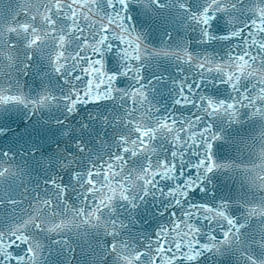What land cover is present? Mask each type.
Listing matches in <instances>:
<instances>
[{"label": "snow or ice", "instance_id": "snow-or-ice-1", "mask_svg": "<svg viewBox=\"0 0 264 264\" xmlns=\"http://www.w3.org/2000/svg\"><path fill=\"white\" fill-rule=\"evenodd\" d=\"M25 5L0 7V139L17 124L13 114L59 115L54 145L46 144L47 150L25 149L22 163L11 149L0 151V264H47L46 237L71 232L87 238L90 231L111 237L93 253V264L109 258L111 264H202L205 254L223 258L233 245L244 246L235 264H264V0H25ZM177 23L187 36L179 42L173 38ZM153 24L168 29L163 36L172 43L162 38L159 47H150ZM231 41L238 43H229L226 60L190 51L191 44ZM160 61L197 70L198 78H185L173 100L191 119L156 115L146 69ZM33 72L39 90L26 91L22 77ZM81 108L91 111L88 122L77 125L70 118ZM241 110L259 131L261 163L252 169L213 155L221 140L215 121L226 115L243 123ZM52 121L33 125L41 139H47ZM89 122L99 125L97 142L112 129L111 146L118 151L102 164L101 152L83 139L93 131ZM158 139L172 146L163 159L156 151ZM141 160L139 168L132 167ZM236 170L259 196L220 204L193 199L206 192L214 174ZM161 181L172 202L162 213L168 222L153 234L154 244L134 247L122 237L126 225L112 217L114 204L135 208L129 191L140 189L147 196ZM70 194L79 205L70 202ZM233 208L241 211L239 218ZM217 228L223 230L219 235ZM57 243L75 258L67 240Z\"/></svg>", "mask_w": 264, "mask_h": 264}, {"label": "water", "instance_id": "water-1", "mask_svg": "<svg viewBox=\"0 0 264 264\" xmlns=\"http://www.w3.org/2000/svg\"><path fill=\"white\" fill-rule=\"evenodd\" d=\"M16 9L19 7H26L25 0H0V7ZM23 19V16H21ZM144 21V18L141 17ZM146 26V25H145ZM176 32L173 33V38L176 41L187 39V36L180 30L179 23L173 26ZM155 34L149 38L150 47H159L161 45V39L163 38L165 43H172L167 37L163 36V32L168 29H159L153 24ZM138 30H145L143 27ZM170 30V29H169ZM229 43L233 46L238 41H231L224 44H216L214 46L207 45H190V51L194 53L210 54L217 60L221 58L227 59V53L230 51ZM206 50V51H205ZM238 51V49H237ZM235 55V52L231 53ZM153 73L164 77V82L158 83L155 81ZM146 76L149 80L153 81V87L149 90V101L155 108L159 109L156 113L157 116H167L169 114L175 115L180 120L191 119V113L188 109H182L173 103L176 98L178 86L185 82V78L188 82H191L193 78H198L197 70L190 69L187 65L178 63L176 61H160L154 62L146 69ZM22 80L26 82V91L32 89L34 91L39 90L40 79L35 72L27 77H22ZM124 86H127V82H123ZM210 93L216 92V89L209 88ZM224 90L221 89V92ZM234 102V101H230ZM91 110L89 108H81L79 113L72 116L70 119L75 121L77 125L80 122H88V115ZM194 111V110H191ZM182 113V114H181ZM59 113L53 111L48 113L47 111L37 113L36 116L29 118L26 115L16 113L13 114L14 118H17V124H13L10 129H7V135L0 139V151L12 150L13 153H18L16 159L18 162H23L21 157L26 156L25 149L36 150L38 147L45 148V145H54L55 135L57 129L55 127L54 118ZM31 119L32 123H25ZM52 119V123L49 125L51 131L48 132L47 139H41V137L34 130L33 125L37 120ZM240 119L243 123L234 124L231 122L228 116H223L215 121L214 131L221 137V140L216 142L213 148V155L219 162H229L240 166V168L247 167L252 169L253 165H259L261 161L257 157V153L260 150V142L255 140L259 135L258 126L249 122L248 117L243 114L241 110ZM90 127L93 128L91 133H85L83 139L89 144L91 149L101 152L103 155V161H107L111 152L118 151L117 148L111 146L112 129H108L100 136V142H97V134L100 133V128L95 122H89ZM101 143H107L109 146L101 150ZM156 151L160 159H163L172 150V146L167 140L158 139L155 142ZM253 145V147H251ZM95 158V157H94ZM157 157H153L155 161ZM131 163V162H129ZM143 161H139L132 164L133 168H139ZM258 168L252 174L256 175ZM68 177L65 176V182ZM167 184L161 181L156 188L148 190V195L143 196L142 190L137 189L135 191H129L128 195L135 203V208L122 201H116L114 204V212L112 217L117 219V222H121L126 225L122 237L130 239L134 247L140 245H146L149 243L154 244L157 237L153 235L158 232L160 227L166 225L169 219L167 212L171 201L166 198L168 191ZM253 195L259 196L260 193L251 189L249 182L246 180L245 175L236 170L231 174L217 173L214 174L207 186L206 192H197L193 199L197 203H215L220 204L224 201H235L237 198L247 196L248 199H252ZM142 197V198H137ZM69 200L76 205L80 204V201L75 198V194H70ZM91 203V202H89ZM178 211V209L176 210ZM235 212L237 218L240 217L241 211L236 208L232 209ZM223 230L217 228L219 235ZM67 240L69 242L68 247L75 250V258H72L68 254V249L63 244H58L57 241ZM111 243V237H106L103 232L90 231L87 238L83 236H77L71 232L65 234L63 237L58 235H52L45 238L46 251L44 258L47 264H65V261H70V264H93V253L100 252V245L107 246ZM205 243L207 241L205 240ZM243 245L239 247L233 245L231 248H226L223 258L215 254H205L202 264H235L236 261L241 260L244 255ZM105 264H111V258L105 262ZM242 264V262H241Z\"/></svg>", "mask_w": 264, "mask_h": 264}]
</instances>
